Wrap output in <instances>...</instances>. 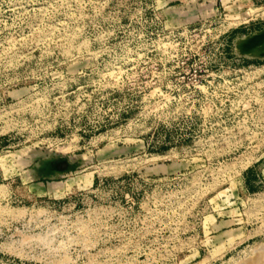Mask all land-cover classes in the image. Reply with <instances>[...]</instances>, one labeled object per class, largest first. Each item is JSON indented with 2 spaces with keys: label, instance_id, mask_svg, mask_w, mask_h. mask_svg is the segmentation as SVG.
I'll return each instance as SVG.
<instances>
[{
  "label": "rangeland",
  "instance_id": "1",
  "mask_svg": "<svg viewBox=\"0 0 264 264\" xmlns=\"http://www.w3.org/2000/svg\"><path fill=\"white\" fill-rule=\"evenodd\" d=\"M0 264H264V0H0Z\"/></svg>",
  "mask_w": 264,
  "mask_h": 264
}]
</instances>
